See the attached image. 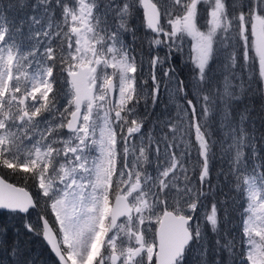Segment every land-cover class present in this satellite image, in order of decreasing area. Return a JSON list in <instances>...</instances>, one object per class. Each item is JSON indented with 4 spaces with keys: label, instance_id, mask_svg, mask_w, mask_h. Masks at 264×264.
<instances>
[{
    "label": "snow or ice",
    "instance_id": "6c2138e0",
    "mask_svg": "<svg viewBox=\"0 0 264 264\" xmlns=\"http://www.w3.org/2000/svg\"><path fill=\"white\" fill-rule=\"evenodd\" d=\"M17 6L27 21L0 14V210L21 216L55 264H188L193 250L207 264L204 224L228 254L215 264H264V133L249 131L248 106L233 116L249 89L264 98V0ZM162 94L173 111L158 115ZM220 176L231 195L217 201ZM8 253L35 264L19 239Z\"/></svg>",
    "mask_w": 264,
    "mask_h": 264
},
{
    "label": "trees",
    "instance_id": "16d2710c",
    "mask_svg": "<svg viewBox=\"0 0 264 264\" xmlns=\"http://www.w3.org/2000/svg\"><path fill=\"white\" fill-rule=\"evenodd\" d=\"M0 14L7 17L9 21L19 24L21 20L27 21L28 16L31 14V9L25 8L21 10L17 6V0H0ZM132 23L136 26L138 35L143 38L146 30L143 26H141V15L135 16L132 20ZM27 31L28 29L26 24L24 29L25 36L27 35ZM128 41L131 43L130 37H128ZM141 42L142 40L137 41L136 45H140ZM136 50L139 52L140 48L137 47ZM253 87H258V85H253ZM262 105H264V98H262L258 93H253L252 90L249 89L244 93L243 99L236 103V106L233 110V116L235 117L245 106H248L251 109L249 130L255 131L258 140L260 135L264 133V108H262ZM142 111L143 107L141 106V112ZM253 124L255 126L254 129L251 127ZM262 152H264V149H262ZM8 179L11 183L26 187L27 190H29L33 195H35L37 192L36 188L32 187L31 185H25L23 182H20L13 177H8ZM212 183L214 185L217 184V177L215 173L212 177ZM219 189H223V191L221 192ZM219 189L216 191L217 201L222 198L224 193L231 195L229 191V184L225 182L223 176L219 177ZM211 199L212 197L210 196L208 198L209 203ZM233 207L235 206L232 205L229 208L230 221L224 222L222 220L220 224L221 232H223L225 229H228L229 235H231L232 232L236 230L231 226V220H235L237 218L236 213L233 211ZM221 217H223V210H221ZM31 219L33 223L38 222V213L36 211L32 212ZM5 229L6 232L4 231ZM203 230L206 233L208 249L207 264H215L217 259L226 261L228 256L226 252H221L219 255L217 254V235L212 232L211 228L207 224H204ZM16 239H19L20 246L26 250L27 255L35 262V264H55V259L41 240V237L33 236L32 234L26 232L21 216H14L9 213L0 212V264H10L8 246L11 245ZM220 239L223 241V235L220 236ZM188 264H201V257L195 250L189 253Z\"/></svg>",
    "mask_w": 264,
    "mask_h": 264
},
{
    "label": "rangeland",
    "instance_id": "374dc122",
    "mask_svg": "<svg viewBox=\"0 0 264 264\" xmlns=\"http://www.w3.org/2000/svg\"><path fill=\"white\" fill-rule=\"evenodd\" d=\"M186 39H187V43H185V45H184V54L183 55H177L174 58V64H175L176 60L180 61L179 67H177L176 69L178 71V74L183 79L187 78L189 68H190V65L187 64V61H188V57H189L190 51H191V39L190 38H186ZM140 48H141V46H140ZM160 51H161V55H163L164 51H166V50L162 49ZM213 67L215 68L216 66L214 65ZM222 75H223V73H219L215 76V80H216V83L218 86L220 84L219 80L221 81V79H222ZM254 85L256 86V84H254ZM165 105H169V97H168V95L162 94L160 97V103L157 104L156 108L154 109V112L158 115H164V114L171 113L173 111L172 105H169L167 110H165ZM150 126L151 125L149 124L146 127H150Z\"/></svg>",
    "mask_w": 264,
    "mask_h": 264
},
{
    "label": "flooded vegetation",
    "instance_id": "af4514ba",
    "mask_svg": "<svg viewBox=\"0 0 264 264\" xmlns=\"http://www.w3.org/2000/svg\"><path fill=\"white\" fill-rule=\"evenodd\" d=\"M141 18H142V14H141ZM143 43V40H142V42L140 43V45H136V48L138 47V48H140V46H141V44ZM145 47V49H146V45L144 46ZM179 63H180V61H178V60H176L175 61V67L177 68V67H179ZM178 72V71H177ZM178 74V73H177ZM181 79H183L182 77H181Z\"/></svg>",
    "mask_w": 264,
    "mask_h": 264
},
{
    "label": "water",
    "instance_id": "95a60500",
    "mask_svg": "<svg viewBox=\"0 0 264 264\" xmlns=\"http://www.w3.org/2000/svg\"><path fill=\"white\" fill-rule=\"evenodd\" d=\"M0 212H5V213H7L6 211H3V210H0ZM41 240L43 241V243L45 244V246L48 248L49 252L51 253V251H50L49 247L46 245V243L44 242V240L42 239V237H41ZM51 255H52V256H53V258L55 259V257H54V254H53V253H51Z\"/></svg>",
    "mask_w": 264,
    "mask_h": 264
}]
</instances>
